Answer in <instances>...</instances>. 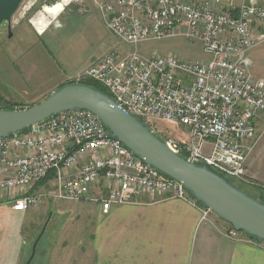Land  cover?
I'll list each match as a JSON object with an SVG mask.
<instances>
[{
  "label": "built area",
  "instance_id": "1",
  "mask_svg": "<svg viewBox=\"0 0 264 264\" xmlns=\"http://www.w3.org/2000/svg\"><path fill=\"white\" fill-rule=\"evenodd\" d=\"M94 1L109 32L133 50L108 52L84 80L99 84L128 114L149 124L174 153L207 164L230 182L251 183L246 165L256 120L264 114V78L252 75L250 53L264 44V5L256 0ZM173 38L201 43L209 59L144 56L138 50L140 43ZM159 122L186 131L158 130ZM51 174L55 189L31 193ZM0 193L18 213L49 199L95 203L108 214L148 193L190 202L204 221L213 215L181 183L111 139L89 111L65 112L26 133L0 138ZM226 236L251 239L231 225Z\"/></svg>",
  "mask_w": 264,
  "mask_h": 264
},
{
  "label": "rangeland",
  "instance_id": "2",
  "mask_svg": "<svg viewBox=\"0 0 264 264\" xmlns=\"http://www.w3.org/2000/svg\"><path fill=\"white\" fill-rule=\"evenodd\" d=\"M61 1L25 0L13 18L11 39L7 35V23L0 25V95L4 98L1 108L28 109L43 102L63 84L87 83L86 71L108 52L128 54L133 50L109 32L94 0H66L69 4L56 19L45 12L47 7ZM39 21L47 24L44 33L37 29L35 23ZM138 50L144 56L157 53L187 61L209 59L201 43L184 38L143 42ZM165 127L176 129L177 126L163 122L154 126L158 130ZM177 128L186 131L182 125ZM205 152H210L209 146ZM232 182L249 194L264 196L262 183ZM55 188L52 181L39 193ZM96 208L90 202L46 199L30 211L44 214L28 217L25 222L23 238L27 249L23 261L28 259L33 243L46 226L34 264H89V227L95 222Z\"/></svg>",
  "mask_w": 264,
  "mask_h": 264
},
{
  "label": "crops",
  "instance_id": "3",
  "mask_svg": "<svg viewBox=\"0 0 264 264\" xmlns=\"http://www.w3.org/2000/svg\"><path fill=\"white\" fill-rule=\"evenodd\" d=\"M256 1L264 5V0ZM260 47L250 53L255 78H264V44ZM256 127L246 169L252 181L264 184V114L258 116ZM39 190L34 187L31 192ZM0 198V264H23L25 222L44 213L30 212L35 208L15 212L6 196ZM95 206L89 264H264V244L228 238V223L214 214L202 220L200 208L190 202L144 193L137 203L114 207L108 214Z\"/></svg>",
  "mask_w": 264,
  "mask_h": 264
},
{
  "label": "water",
  "instance_id": "4",
  "mask_svg": "<svg viewBox=\"0 0 264 264\" xmlns=\"http://www.w3.org/2000/svg\"><path fill=\"white\" fill-rule=\"evenodd\" d=\"M25 0H0V25L12 38L15 14ZM89 111L103 123L110 138L165 176L181 183L204 208L237 232L264 244V202L252 197L205 163H191L174 153L149 124L128 114L110 96L84 84L55 90L43 102L23 110H0V138H9L65 112ZM44 227L26 264L35 257Z\"/></svg>",
  "mask_w": 264,
  "mask_h": 264
},
{
  "label": "trees",
  "instance_id": "5",
  "mask_svg": "<svg viewBox=\"0 0 264 264\" xmlns=\"http://www.w3.org/2000/svg\"><path fill=\"white\" fill-rule=\"evenodd\" d=\"M71 84H74V83H66V84H63V85L59 86L57 89L62 88V87L67 86V85H71ZM82 84H84V85H88V86H91V87H93V88L99 90L100 92H102V93L108 95V92H107L103 87H101L99 84H97V83H95V82H87V83H82ZM3 99H4V98L0 95V102L3 103V101H4ZM0 110H9V109H4V108H1V107H0ZM27 131H28V130L24 131L23 133H25V132H27ZM52 180H53V174H51L48 178H46V179L43 180L42 182L38 183V184L35 186V187H36V190H39L40 188L47 186ZM231 182H232V181H231ZM232 183L235 184L234 182H232ZM239 188H241V187H239ZM241 189H242V188H241ZM242 190H243V189H242ZM245 192H246V191H245ZM31 193H35V192L32 191ZM246 193H247V192H246ZM262 193H263V192H262ZM248 194H249V193H248ZM250 195H251L252 197L258 198L259 200H261L262 202H264V199H263L264 196H263V195H259V196H254V195H252V194H250ZM250 238H251V237H250ZM251 239H253V240H255V241H258V240L254 239V238H251ZM41 241H42V238L39 240V243H38V245H37V249H36L35 257H34V259L32 260V262H31L30 264H34L35 258H36V256H37V251H38V249H39V246H40V244H41ZM35 242H36V240H35ZM35 242L33 243V245L35 244ZM33 245H32V248H33ZM32 248H31V251H30V253H29V257H28V259H29L30 256H31ZM28 259H27V260H24L23 264H26L27 261H28ZM25 261H26V262H25Z\"/></svg>",
  "mask_w": 264,
  "mask_h": 264
},
{
  "label": "bare ground",
  "instance_id": "6",
  "mask_svg": "<svg viewBox=\"0 0 264 264\" xmlns=\"http://www.w3.org/2000/svg\"><path fill=\"white\" fill-rule=\"evenodd\" d=\"M67 4H68V2L66 0H63L62 2L56 4L52 7H47L45 9V12L47 14H49L53 19H56L64 11V7ZM35 24H36L39 32L44 33L47 24L43 23L42 21L36 22Z\"/></svg>",
  "mask_w": 264,
  "mask_h": 264
},
{
  "label": "flooded vegetation",
  "instance_id": "7",
  "mask_svg": "<svg viewBox=\"0 0 264 264\" xmlns=\"http://www.w3.org/2000/svg\"><path fill=\"white\" fill-rule=\"evenodd\" d=\"M6 28H7V35H8V24H7Z\"/></svg>",
  "mask_w": 264,
  "mask_h": 264
}]
</instances>
